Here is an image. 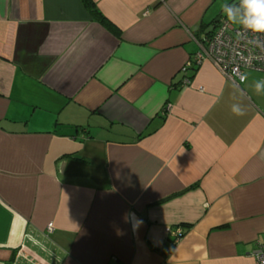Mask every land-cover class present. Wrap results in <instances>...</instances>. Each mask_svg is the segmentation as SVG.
Instances as JSON below:
<instances>
[{
	"label": "crops",
	"instance_id": "obj_1",
	"mask_svg": "<svg viewBox=\"0 0 264 264\" xmlns=\"http://www.w3.org/2000/svg\"><path fill=\"white\" fill-rule=\"evenodd\" d=\"M90 1L0 0V264H256L264 74L183 71L236 1Z\"/></svg>",
	"mask_w": 264,
	"mask_h": 264
},
{
	"label": "built area",
	"instance_id": "obj_2",
	"mask_svg": "<svg viewBox=\"0 0 264 264\" xmlns=\"http://www.w3.org/2000/svg\"><path fill=\"white\" fill-rule=\"evenodd\" d=\"M235 1L238 3V0ZM206 60L233 82L244 83L243 76L247 70L264 74V34L247 31L241 25L236 27L224 19L213 34L206 38L202 51L188 62L183 71L187 72L192 66H198ZM185 82L190 80L186 77ZM49 229H52V224ZM166 233L173 245L183 236L184 229L168 228ZM254 256L256 264H264L263 247H259Z\"/></svg>",
	"mask_w": 264,
	"mask_h": 264
},
{
	"label": "clouds",
	"instance_id": "obj_3",
	"mask_svg": "<svg viewBox=\"0 0 264 264\" xmlns=\"http://www.w3.org/2000/svg\"><path fill=\"white\" fill-rule=\"evenodd\" d=\"M223 12L227 17V21L231 24H239L245 30L264 34V0H238L236 4L223 5ZM243 80H246V76H243ZM264 89V80H258L254 82V91L256 94H261V90ZM232 112L238 116L245 114V110L239 105H232ZM135 213H126L125 220L134 218ZM143 223L142 220H135L133 223V231ZM118 235H122V232H118Z\"/></svg>",
	"mask_w": 264,
	"mask_h": 264
},
{
	"label": "trees",
	"instance_id": "obj_4",
	"mask_svg": "<svg viewBox=\"0 0 264 264\" xmlns=\"http://www.w3.org/2000/svg\"><path fill=\"white\" fill-rule=\"evenodd\" d=\"M86 3V6L88 7V9H90L91 13L94 15L95 19L102 21L103 23L107 24L108 26L111 27L112 29V25H110V22L106 20V18L98 11L94 8L92 2L90 0H83ZM236 4V3H235ZM213 34V33H212ZM212 34H208L209 36H211ZM207 36V37H209ZM191 70L196 71L197 67L194 65L191 67ZM187 78L189 80H191L190 76H187Z\"/></svg>",
	"mask_w": 264,
	"mask_h": 264
},
{
	"label": "rangeland",
	"instance_id": "obj_5",
	"mask_svg": "<svg viewBox=\"0 0 264 264\" xmlns=\"http://www.w3.org/2000/svg\"><path fill=\"white\" fill-rule=\"evenodd\" d=\"M234 4H235V2H234ZM234 25H236V26H239V24H234ZM167 234V233H166ZM168 235V234H167Z\"/></svg>",
	"mask_w": 264,
	"mask_h": 264
}]
</instances>
